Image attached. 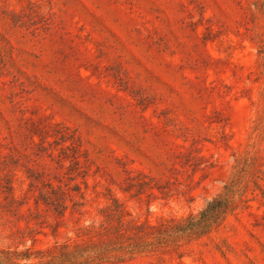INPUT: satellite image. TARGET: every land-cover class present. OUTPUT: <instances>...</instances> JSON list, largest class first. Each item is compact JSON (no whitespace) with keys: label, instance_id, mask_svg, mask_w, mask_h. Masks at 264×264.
Here are the masks:
<instances>
[{"label":"rangeland","instance_id":"rangeland-1","mask_svg":"<svg viewBox=\"0 0 264 264\" xmlns=\"http://www.w3.org/2000/svg\"><path fill=\"white\" fill-rule=\"evenodd\" d=\"M250 161L210 233L93 264H264V0H0L1 248L89 240L114 198L196 214Z\"/></svg>","mask_w":264,"mask_h":264},{"label":"trees","instance_id":"trees-1","mask_svg":"<svg viewBox=\"0 0 264 264\" xmlns=\"http://www.w3.org/2000/svg\"><path fill=\"white\" fill-rule=\"evenodd\" d=\"M251 161L233 173L223 191L196 214L181 219L161 217L153 224L133 223L126 220L123 203L114 198L100 212V223L93 221L83 227L89 240L78 236V240L56 243L53 248L10 250L0 247V264H21L22 260L38 258L36 263L25 264H93L109 260H120L139 253L151 251L167 243H178L183 239L200 238L221 225L226 217L244 203L247 176ZM61 192L52 188L42 193V200L55 208L65 207Z\"/></svg>","mask_w":264,"mask_h":264}]
</instances>
